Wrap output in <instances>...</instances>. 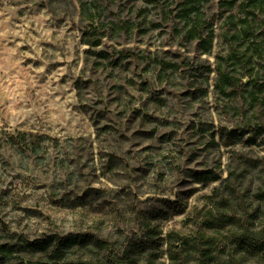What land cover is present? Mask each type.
<instances>
[{
	"label": "rangeland",
	"instance_id": "1",
	"mask_svg": "<svg viewBox=\"0 0 264 264\" xmlns=\"http://www.w3.org/2000/svg\"><path fill=\"white\" fill-rule=\"evenodd\" d=\"M96 1L104 24L90 26L78 0H0V243L90 233L115 261L145 242L149 220L164 252L166 232L197 225L227 195L214 191L242 153L264 155L245 143L260 119L216 87L218 65L250 81L229 55L263 50L264 22L237 45L209 0L203 54L174 16L179 0ZM103 32L100 45L84 42Z\"/></svg>",
	"mask_w": 264,
	"mask_h": 264
},
{
	"label": "trees",
	"instance_id": "2",
	"mask_svg": "<svg viewBox=\"0 0 264 264\" xmlns=\"http://www.w3.org/2000/svg\"><path fill=\"white\" fill-rule=\"evenodd\" d=\"M78 1L80 14L89 21L90 26L104 24L95 13L100 14L98 1H92L96 11L90 10L87 1ZM208 1L179 0L174 15L182 24L184 37L188 41L195 40L203 54L211 53L215 36L213 23L205 18L203 10ZM216 5L219 15L226 14L225 23L229 26L224 33L232 30L229 37L237 45L242 44L240 41L253 33L260 22H264V0H217ZM103 36L104 32L94 39L87 36L84 42L92 48L100 45ZM260 45L252 49L246 47L229 55L232 67H240L245 71L243 76H250L248 83L242 81V76L236 77L218 65L216 87L221 92L230 90L231 94L239 95L246 107L244 116L251 111V115L245 118L249 120L254 116L260 119L253 126L249 125L251 137L245 143L262 145L264 148V78L260 73L264 71V49H259ZM99 52L107 54L103 49ZM121 54L127 56L132 53L121 51ZM207 70H210L209 65ZM23 135V132H18L17 136L10 135L7 140L21 144L20 136ZM237 139L241 142L242 138ZM231 144L224 142V146ZM237 161V166L228 169V177L222 188L214 191H227V195L214 202L197 225L184 232H166L164 252L161 250L162 229L149 220L144 223L145 242L126 248L115 261L107 257L104 241L90 233L3 242L0 243V258H9L11 262L14 256L17 261L11 264H51L47 260H53V264H264V155L252 157L242 153ZM216 178L204 174L202 180ZM35 253L37 259L32 260ZM139 256L143 258L140 260Z\"/></svg>",
	"mask_w": 264,
	"mask_h": 264
}]
</instances>
